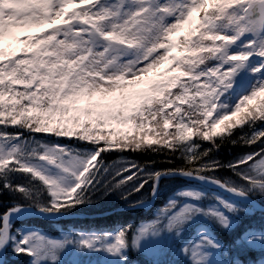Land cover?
Wrapping results in <instances>:
<instances>
[{
  "label": "snow or ice",
  "instance_id": "obj_1",
  "mask_svg": "<svg viewBox=\"0 0 264 264\" xmlns=\"http://www.w3.org/2000/svg\"><path fill=\"white\" fill-rule=\"evenodd\" d=\"M13 30L39 31L6 52ZM166 184L145 222L59 227L97 197L151 209ZM10 255L264 264V0H0V264Z\"/></svg>",
  "mask_w": 264,
  "mask_h": 264
},
{
  "label": "trees",
  "instance_id": "obj_2",
  "mask_svg": "<svg viewBox=\"0 0 264 264\" xmlns=\"http://www.w3.org/2000/svg\"><path fill=\"white\" fill-rule=\"evenodd\" d=\"M164 77H157V79H162ZM173 129H169V131H172ZM195 139V137H193ZM207 144V142H204ZM230 148L229 147H223L220 155L218 156L219 159H228ZM116 156H109L107 158V162H111L112 160L117 159ZM130 160H136L140 163H143L145 160V156L141 153H136L130 156H127ZM158 162H163L164 157H157ZM173 185V184H172ZM177 185H173V189H176ZM156 204H159L158 202ZM125 206L116 195H110L105 198H96V203L93 205L77 209L75 210V213H82V214H94V213H101L106 210H110L117 207ZM149 216V212H144L142 210H123L120 212H114L112 214H109L107 216L103 217H97V218H77V219H71V220H65L61 221L59 225L62 227H76V228H84V229H106L111 228L117 224L123 223L125 221L130 223H138L141 220L147 219ZM37 226L41 227L43 230H45V223L38 224ZM225 244H227L230 240V237L226 234H222L219 237ZM255 254H249V257L247 258H254ZM245 257H242L244 259ZM133 261L136 264L137 258L133 257ZM9 262L10 264H25L26 263V256L21 255L19 257H10L9 256Z\"/></svg>",
  "mask_w": 264,
  "mask_h": 264
},
{
  "label": "rangeland",
  "instance_id": "obj_3",
  "mask_svg": "<svg viewBox=\"0 0 264 264\" xmlns=\"http://www.w3.org/2000/svg\"><path fill=\"white\" fill-rule=\"evenodd\" d=\"M196 16V14H194V17ZM39 30H13V32L11 34H5L4 40H3V46L6 52H19V49L23 48L24 45L22 43L19 42V39L21 36H29V35H35L37 34ZM186 35V29H182L176 36L173 37V41L174 43H178L179 42V38ZM161 73H163V67L159 68V69H154L152 70V72L149 73V76L152 79H157V77L161 76ZM173 185L172 184H166L161 191V195L159 198L156 199V202H158L159 204L155 205L154 208L151 209L149 216L147 219L140 221L136 224H140L142 222H145L149 219H151L154 215V213L156 212L157 209L162 208L164 206V204L167 201V197L170 196L174 189L172 190ZM62 227V226H59ZM67 228V227H65ZM45 231H56V235L58 236L59 231H58V226L54 225V224H48L45 223Z\"/></svg>",
  "mask_w": 264,
  "mask_h": 264
},
{
  "label": "water",
  "instance_id": "obj_4",
  "mask_svg": "<svg viewBox=\"0 0 264 264\" xmlns=\"http://www.w3.org/2000/svg\"><path fill=\"white\" fill-rule=\"evenodd\" d=\"M154 202V201H153ZM108 213H110L109 211H106V212H103L102 214H95V215H89L90 217H94V216H102V215H106V214H108ZM77 216H79V215H77V214H74L73 216H71V217H77ZM70 217V218H71Z\"/></svg>",
  "mask_w": 264,
  "mask_h": 264
}]
</instances>
